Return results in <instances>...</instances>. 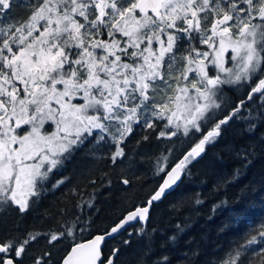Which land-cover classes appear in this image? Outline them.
Listing matches in <instances>:
<instances>
[{
  "label": "snow or ice",
  "instance_id": "snow-or-ice-1",
  "mask_svg": "<svg viewBox=\"0 0 264 264\" xmlns=\"http://www.w3.org/2000/svg\"><path fill=\"white\" fill-rule=\"evenodd\" d=\"M235 85L264 117V0H0V264H123L133 222L150 240L155 202L245 106L216 118ZM137 129L150 130L137 146L196 139L171 164L166 147L162 183L146 200L90 230L86 210L136 178ZM86 148L103 167L83 175L63 208L34 217L47 191L71 183L63 170ZM237 155L250 163L255 149ZM150 253L149 244L136 264ZM217 264H264V221Z\"/></svg>",
  "mask_w": 264,
  "mask_h": 264
},
{
  "label": "trees",
  "instance_id": "trees-1",
  "mask_svg": "<svg viewBox=\"0 0 264 264\" xmlns=\"http://www.w3.org/2000/svg\"><path fill=\"white\" fill-rule=\"evenodd\" d=\"M235 101L232 108L216 118L230 113L239 104L237 98ZM260 111L258 101L246 102L225 126L222 135L206 146L200 158L188 165L187 174L179 186L153 205L151 220L145 225L150 240L135 235L141 225L129 230L133 232L132 244L124 250L123 264H136L149 244L151 253L146 258V264H160L164 256L169 258L170 264H217L233 241L251 226L264 221V117L260 116ZM250 122L256 124L253 131H249ZM147 131L137 129L131 140L130 147L138 153L137 163L132 169L136 178L131 188L122 190L119 186L113 187L111 195L99 198L98 211L86 210L95 220L90 230L107 227L133 203L146 200L161 184L162 174L158 172L156 160L162 153L167 154L165 149L173 146V142L153 138L137 146L136 140ZM194 139L174 138L169 163L177 161ZM249 146L255 149V156L247 163L237 153ZM106 152V147L101 148L96 155ZM101 167L103 161L93 159L88 148L77 153L63 170V175L69 177L71 183L47 191L33 216L53 215L57 209L63 208L71 190L82 181L83 175L89 169L98 172ZM197 200L200 202L197 203ZM28 222L42 223L33 217H29ZM177 225L182 231L177 229ZM173 236L176 237L174 241L171 239ZM124 238H128L127 234ZM193 251L198 253L196 257H192Z\"/></svg>",
  "mask_w": 264,
  "mask_h": 264
},
{
  "label": "rangeland",
  "instance_id": "rangeland-1",
  "mask_svg": "<svg viewBox=\"0 0 264 264\" xmlns=\"http://www.w3.org/2000/svg\"><path fill=\"white\" fill-rule=\"evenodd\" d=\"M247 92V86L235 85L227 88L223 94L221 109L217 110V116H220L224 111L226 112L228 108H232L234 102L236 103V98L238 100L237 103H239L240 100L245 99L247 96ZM225 112L223 114H225Z\"/></svg>",
  "mask_w": 264,
  "mask_h": 264
},
{
  "label": "water",
  "instance_id": "water-1",
  "mask_svg": "<svg viewBox=\"0 0 264 264\" xmlns=\"http://www.w3.org/2000/svg\"><path fill=\"white\" fill-rule=\"evenodd\" d=\"M201 156H202V155H201ZM198 158H200V157H198ZM198 158H197V159H198ZM177 161H178V160H177ZM183 178H184V176H182L181 181L178 182L177 185H174L171 189L166 190V193H165L164 197H162V199H161L160 201H162L166 196H168L170 193H172V192H173V191L179 186V184L182 182ZM161 183H162V182H161ZM160 201H158V202H160ZM158 202H155V204L158 203ZM142 223H143V222H141V223L133 222L134 227L137 226V225H141ZM146 225H147V224H146ZM131 228H132V227H130L129 230H130Z\"/></svg>",
  "mask_w": 264,
  "mask_h": 264
},
{
  "label": "flooded vegetation",
  "instance_id": "flooded-vegetation-1",
  "mask_svg": "<svg viewBox=\"0 0 264 264\" xmlns=\"http://www.w3.org/2000/svg\"><path fill=\"white\" fill-rule=\"evenodd\" d=\"M242 100H244L245 102H248V101H247V96H246V98H245V99H242ZM239 103H240V102H239Z\"/></svg>",
  "mask_w": 264,
  "mask_h": 264
},
{
  "label": "bare ground",
  "instance_id": "bare-ground-1",
  "mask_svg": "<svg viewBox=\"0 0 264 264\" xmlns=\"http://www.w3.org/2000/svg\"><path fill=\"white\" fill-rule=\"evenodd\" d=\"M137 227V226H136Z\"/></svg>",
  "mask_w": 264,
  "mask_h": 264
}]
</instances>
